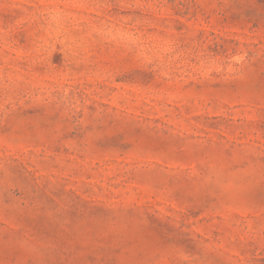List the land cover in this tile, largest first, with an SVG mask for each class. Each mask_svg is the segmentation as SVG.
<instances>
[{
	"label": "rangeland",
	"instance_id": "374dc122",
	"mask_svg": "<svg viewBox=\"0 0 264 264\" xmlns=\"http://www.w3.org/2000/svg\"><path fill=\"white\" fill-rule=\"evenodd\" d=\"M0 264H264V0H0Z\"/></svg>",
	"mask_w": 264,
	"mask_h": 264
}]
</instances>
